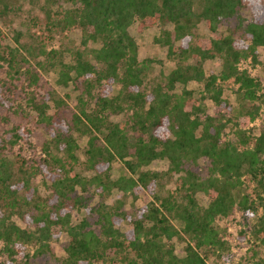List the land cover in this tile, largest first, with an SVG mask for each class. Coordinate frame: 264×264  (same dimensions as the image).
<instances>
[{"label": "trees", "instance_id": "trees-1", "mask_svg": "<svg viewBox=\"0 0 264 264\" xmlns=\"http://www.w3.org/2000/svg\"><path fill=\"white\" fill-rule=\"evenodd\" d=\"M20 1L0 0V19L16 14ZM58 1L66 9L56 10ZM40 8L56 29L81 30L84 48L70 49L71 61L63 50H44L49 61L56 56L47 66L57 72V82L74 83L78 104L69 107L54 90L48 92L49 101L31 97L36 119L50 133L38 160L12 157L8 149L18 143V135H0L3 264H20L18 257L28 264L29 257L53 254L51 244L62 233L68 241L56 264H209L208 251L229 250L219 221L236 207L250 215L257 209L243 191V177L257 178L264 192V132L253 146L241 131L242 148L225 140L226 122L209 114L205 96L186 86L196 82L214 103L231 109L219 80L234 79L240 113L247 122L255 118L256 100L264 103L262 82L242 65L257 60L264 46V3L44 0ZM135 21L140 31L161 29L154 42L166 47L167 58L175 63L164 82L148 83L154 61L139 59V45L129 31ZM201 23L205 35L198 32ZM17 41L20 46L9 45L0 27V87L8 82L5 69L12 79L21 78L25 53L33 55L31 47ZM216 58L221 71L208 74L205 63ZM29 73L37 85L38 74ZM121 113L124 118L112 119ZM202 159L208 163L205 172L194 168ZM155 160H166L167 169L147 168ZM116 161L123 163L122 173L113 177ZM44 168L50 169L40 190L35 181ZM173 180L176 186L170 188ZM137 187L153 200L131 212L126 205ZM115 191L121 196L109 204ZM201 192L206 205L197 198ZM258 199L264 205L262 192ZM83 208L87 215L73 223L72 211ZM252 234L264 244V213ZM178 240L186 242L183 255L176 251ZM28 246L35 247L31 256Z\"/></svg>", "mask_w": 264, "mask_h": 264}, {"label": "rangeland", "instance_id": "rangeland-1", "mask_svg": "<svg viewBox=\"0 0 264 264\" xmlns=\"http://www.w3.org/2000/svg\"><path fill=\"white\" fill-rule=\"evenodd\" d=\"M264 3V0H261ZM21 8L16 14H11L7 18L0 19V27L7 34V43L13 47L20 46L17 39L21 43L26 44L32 48V57L27 55V61L23 62V72L21 78L19 75L12 79L5 69L4 77L8 81L5 86L0 87V135L8 136V138L16 139L18 143L13 148L8 149L10 155L23 156L25 158H37L42 155L41 147L43 143L50 138L48 127L39 123L36 119V113L32 109V99L35 98L50 100L49 91H56L62 98L65 99L69 107L77 108L78 104V90L74 83L70 82L68 85H63L57 82V72L52 67L47 66L51 60H55L56 56L50 59L45 52L52 49L63 50L68 57L67 61L72 60L70 49H83L81 44L82 33L77 26H71L64 30L56 29L47 21V17L40 8L44 0H21ZM59 2V1H58ZM253 2V0H251ZM63 6V8L61 7ZM68 5L57 3L56 10L62 11ZM250 9L247 10V16ZM168 28H172L169 25ZM130 33L135 37L139 45V59H152V71L148 77V83L155 85V82L166 80L171 70L175 67V63L167 58V48L160 46L154 42V38L160 34L161 29L158 27L146 28L143 31L138 29V22H133L129 27ZM198 32L202 35L207 34L205 23H201ZM67 56V55H66ZM40 62V63H38ZM46 66V67H45ZM247 68L250 73L259 78L262 82V89L264 91V46L258 49L257 60L249 58L242 65ZM205 70L208 74H218L221 71V60L219 58L210 59L205 63ZM27 72V73H26ZM38 74V84L34 85L31 79V73ZM224 88V96L230 100L232 104L231 109L223 108L214 103L210 97L205 93L203 87L196 82H190L186 86L195 91L196 96H205L202 100L206 106L207 112L212 115L222 117L226 122V127L223 132L225 140L233 141L238 144L240 148L243 145L240 142L237 132L241 131L249 138V146H253L256 138L264 132V103L260 99L256 100V104L260 106L258 113L252 121L247 122V118L240 113V103L236 96L238 83L234 79L219 80ZM182 89V86L181 88ZM251 107V104H250ZM51 113L54 111L50 110ZM125 115L123 113L113 116V120H121ZM164 130H166L164 128ZM164 130L162 132H164ZM165 134V133H162ZM41 162V161H40ZM123 163L116 161L113 166V177L119 176L122 173ZM208 163L202 159L194 166L195 169L205 172ZM168 162L166 160H155L147 168L153 170H166ZM50 168H44V173L36 178L35 183L43 190V179L48 175ZM170 188H175V180L169 182ZM243 191L248 195V198L256 205L254 212L248 214L244 209L235 208L233 214L221 219L219 221L222 228L226 230L225 238L229 243V250L219 251L213 249L208 251L205 256L209 264H264V244L260 243L252 234L254 224L257 218L264 213V205L258 199V193L264 192L258 184V179L251 174H246L243 177ZM121 193L115 191L108 199V203L112 204L115 199L119 198ZM198 200L203 205L208 203L207 197L201 192L197 195ZM153 198L144 191L141 187L134 190L130 196L126 208L133 212L136 208L143 206ZM96 203L97 200H94ZM87 215L86 209H76L72 211V222L76 223ZM18 223L24 226L18 218ZM124 225V228H127ZM68 241L66 233H62L59 239L52 242L53 254H44L41 257H29L28 264H56L58 257L65 255L64 247ZM186 242L184 240L176 241V251L179 255L184 254V247ZM27 251L30 256L34 253L35 247L28 246ZM5 256L0 255V264L6 261ZM25 258L18 257L17 263L24 264Z\"/></svg>", "mask_w": 264, "mask_h": 264}]
</instances>
